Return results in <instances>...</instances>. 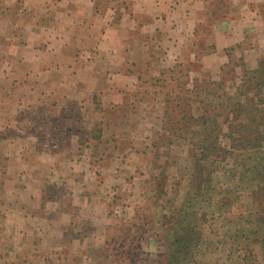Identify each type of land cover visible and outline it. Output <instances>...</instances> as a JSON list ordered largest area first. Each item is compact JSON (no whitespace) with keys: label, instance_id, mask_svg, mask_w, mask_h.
<instances>
[{"label":"rangeland","instance_id":"obj_1","mask_svg":"<svg viewBox=\"0 0 264 264\" xmlns=\"http://www.w3.org/2000/svg\"><path fill=\"white\" fill-rule=\"evenodd\" d=\"M56 6L0 0V264H171L178 234L195 239L183 264H264V16L217 53L228 0L180 44L145 16L104 30ZM249 78L235 101H260L253 145L230 139L245 109L202 149L189 130L213 115L204 89L232 96Z\"/></svg>","mask_w":264,"mask_h":264},{"label":"crops","instance_id":"obj_2","mask_svg":"<svg viewBox=\"0 0 264 264\" xmlns=\"http://www.w3.org/2000/svg\"><path fill=\"white\" fill-rule=\"evenodd\" d=\"M56 1L57 6L55 10L60 14V18L71 20L74 17L73 12L76 13L80 8L84 7L85 10H87V14L78 22H84L85 19H88L89 22L90 20H97L99 17H105L106 19L103 20L104 25L101 26L104 30H106V28L107 30H112L116 27L131 25L138 26L140 25L141 16H145L149 20V23L144 25V27H150V30L159 27L161 30L168 33L167 37L172 39L171 41L169 40V42L180 44L187 39L185 35L189 34V31H192L195 27L193 16L198 15L197 12L204 10L205 6L209 5L213 0ZM228 1L231 7L235 9L236 16L223 19L214 27L217 53L220 51L224 52L225 49L231 45L240 42L247 31H253L256 28L262 27L260 19L264 16V0ZM260 30L264 31V26ZM45 41H52L56 44H70V38L66 36H64L62 40L56 36L50 37L49 35ZM65 48L67 47L65 46ZM2 68L0 72L4 73Z\"/></svg>","mask_w":264,"mask_h":264},{"label":"trees","instance_id":"obj_3","mask_svg":"<svg viewBox=\"0 0 264 264\" xmlns=\"http://www.w3.org/2000/svg\"><path fill=\"white\" fill-rule=\"evenodd\" d=\"M251 72L246 71L245 75L248 76L250 75ZM244 81L243 84H241V86L243 87H239L238 89H236L235 94L236 95H229L227 92H221V94H218V91L210 88L209 86H217V84L221 85V81H217V82H209L208 83V87L204 89L203 92H206L203 97H206L209 95L212 96V94L215 97V100L217 101V103L213 104L210 103L211 105H214L213 107V115H203L200 116L199 118H197L195 120V123L192 125L193 129L189 130L190 133H192V137H197L196 139L202 138L205 136L204 142L205 145L200 146L202 149H208L209 147L212 148L214 142H213V138L215 137V135L220 131V127H221V122L220 120H218L219 117H224L226 116L227 118L225 119L228 120V117L231 115H236L237 118H239V116L245 111H249L251 112V110L253 111H257L256 113H248L250 119H248V121L242 125V130L238 129L237 131H239L236 136H230V139L232 140V142H234V146L237 148H247L253 145V139L255 137H257L256 135V131H259L260 129V123H259V114H262V110H259V104L260 101L257 100L255 101L254 97H251L250 99H246L245 100V104H243L241 102V100L238 102V104H236L237 102L235 101V99H237L236 97L239 95H247V92H249L248 90L251 88V86L248 85V82ZM260 86V85H259ZM257 86V87H259ZM257 89V88H256ZM256 96H260V92L257 90L256 92ZM239 98V97H238ZM221 101L220 104L218 101ZM221 110L222 112H216V110ZM252 111V112H253ZM227 122V121H226ZM238 126H240V124H237ZM236 125V126H237ZM230 128L233 130L234 132V128L232 126H230ZM195 240L193 238H189L184 236L183 234H178L177 240L175 242L176 244V249L174 250V252L171 255L170 258V263L171 264H183L185 261H187V257H194L196 255V250L193 246L192 241Z\"/></svg>","mask_w":264,"mask_h":264}]
</instances>
